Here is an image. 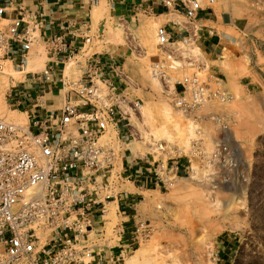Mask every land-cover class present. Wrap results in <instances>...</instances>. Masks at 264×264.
I'll return each instance as SVG.
<instances>
[{
  "label": "rangeland",
  "instance_id": "rangeland-1",
  "mask_svg": "<svg viewBox=\"0 0 264 264\" xmlns=\"http://www.w3.org/2000/svg\"><path fill=\"white\" fill-rule=\"evenodd\" d=\"M211 6L219 17L227 12L238 26L225 30L229 36L222 39L214 56L198 44L195 45L202 54L201 60L190 56L189 45L178 43L162 48L157 33L164 24L156 15L142 11L121 15L110 0H101L92 11V43L79 48L60 66L65 69L67 81H71L81 77L94 55L116 61L127 76L121 104L133 107L139 103L134 109L136 115L125 113L127 118L123 122L127 158L163 164L178 160L184 165L190 160L189 173L180 169L171 187H148L143 191L125 181L106 191L117 196L110 199L115 202L109 203L105 217L109 234L127 219L117 209L121 191L142 193L135 196L133 214L137 215L131 224L136 226L130 230L135 232V240L124 264L139 249L147 256L141 257L138 264H264V0H214ZM7 24L0 18L1 26ZM40 57L43 64L32 71L35 74L43 71L49 60L48 46L38 35L25 69L4 62L0 69V114L15 118L19 113H27V107L16 104L17 91L32 85L27 66ZM156 63L164 65L162 79L153 72ZM9 67L26 78L12 80L5 86ZM194 73L208 79L213 87L222 84L231 95L228 103L210 101L195 113L181 111L174 103V85ZM60 85L62 94L69 89ZM217 114L234 116L226 141L229 160L224 164L219 160L208 163L216 151L215 138L219 135L220 127L212 118ZM191 128L195 131L193 137ZM116 135L111 130L104 139L114 143L118 141ZM157 135L162 137L156 140ZM167 136L172 137L169 140ZM196 141L200 155L195 153ZM206 180L220 183L224 189L204 193L202 197L206 196L208 201H203L195 193ZM232 194L238 199L227 214L221 208ZM218 200L222 205L219 209L215 207Z\"/></svg>",
  "mask_w": 264,
  "mask_h": 264
},
{
  "label": "built area",
  "instance_id": "built-area-1",
  "mask_svg": "<svg viewBox=\"0 0 264 264\" xmlns=\"http://www.w3.org/2000/svg\"><path fill=\"white\" fill-rule=\"evenodd\" d=\"M100 1L87 0L81 7L80 30L92 29L91 11ZM24 2L0 0V18L10 19L7 25H0V69L6 61L25 69L38 35L48 46L49 60L40 73H28L32 85L18 91L29 99V123L0 118V264H124L133 251L135 232L127 238L129 219L118 205L120 215L127 219L108 233L105 217L109 203L115 202L110 199L117 196L106 191L125 181L171 187L180 169L189 173L190 160L184 165L178 160L163 164L135 158L133 168L126 167L127 136L120 129L127 118L121 107L127 76L122 66L94 55L78 80L67 81L60 66L79 48L91 44L93 36L85 35L80 47L73 45L68 36H81L70 30L52 33L47 21L52 14L45 13L43 4L32 9ZM153 2L183 10L190 22L203 10L199 0ZM207 2L212 7L214 0ZM193 34L182 37L165 25L158 29V44L162 48L178 43L187 46L197 36ZM163 68L162 63L153 65L160 79L165 77ZM60 84L69 87L63 103L57 110H47L49 100L38 96L63 90ZM217 84L220 86L213 87L196 73L185 76L174 85V103L189 114L210 101L228 103L230 92ZM138 106L130 105L132 109ZM212 118L220 128L216 151L208 163L219 160L224 164L229 160L226 141L234 116ZM111 130L117 133V142L105 141ZM198 143L195 153L200 155ZM127 195L128 191H121L120 198Z\"/></svg>",
  "mask_w": 264,
  "mask_h": 264
},
{
  "label": "crops",
  "instance_id": "crops-1",
  "mask_svg": "<svg viewBox=\"0 0 264 264\" xmlns=\"http://www.w3.org/2000/svg\"><path fill=\"white\" fill-rule=\"evenodd\" d=\"M86 1L87 0H25L24 5H27L32 9H36L40 4H43L45 13L47 15L52 14V17L47 19V21H50L52 24V33L62 34L67 30H70L76 35L81 36V38H74L69 35L67 40L69 42L72 41L73 45L80 47L83 42L82 38L92 32V29L87 32L83 29H79L81 22V7L85 6ZM183 1L186 2L187 0ZM201 1L203 10L199 12L195 21L190 22L187 20L183 10H175L173 8L168 9L163 5L155 4L153 0H110L113 9H115V11H119L121 15H129L130 13L137 11L148 12L156 15L157 18L164 24L163 26H168L173 33L181 35L182 37L188 35L193 36V33L195 32L197 35L196 37H193L195 44H198L199 47L209 56H214L220 48L222 39L229 36L225 30L230 27L237 28L238 26L231 15L227 16V12L222 13L219 17L217 10L214 7L208 6L207 0ZM4 19L10 20L9 16ZM103 59L107 61L106 57H103ZM110 60H113H108L112 63ZM113 63H116V61ZM21 92H18L19 97L16 99V104L18 107L25 108L30 102L25 95L21 94ZM61 92L62 90H60V88L53 89L51 91H47L45 95H39L38 99H41L40 96H42L43 99L48 97L49 99L47 100L52 102L50 104H48L49 102L47 103V110H57L61 107L64 100ZM120 130L124 133V126L121 127ZM133 161L134 159H128L124 164L126 167L131 169L133 168ZM131 184L136 190L143 191L148 189V187H155L145 184ZM141 195L142 193L140 192L135 193L128 191V195L126 197H122L118 200V205L125 209L129 219V222L127 223V236L132 232L130 230L136 226V223L131 224V220H136L137 215L133 214V211H136V204L134 203L135 196Z\"/></svg>",
  "mask_w": 264,
  "mask_h": 264
},
{
  "label": "bare ground",
  "instance_id": "bare-ground-1",
  "mask_svg": "<svg viewBox=\"0 0 264 264\" xmlns=\"http://www.w3.org/2000/svg\"><path fill=\"white\" fill-rule=\"evenodd\" d=\"M188 47L192 51V53H191L192 55H190L192 58H199L200 60L202 59V57H201L202 54H201V52L199 51V48L195 45L194 42H192ZM186 53L188 55L189 50H187ZM42 62H43V57L36 58L34 61H31V62L29 61V65L27 66V68L29 70H27V71L28 72L35 71V69H37V68L42 66V64H43ZM15 73L16 72L14 70H12L10 67L6 68V76L4 78L5 86L9 85L12 82V80L23 81L26 78V76L23 73H18V74H15ZM17 75H20V77H18ZM121 107H122V111L124 112V114L127 113V114H130V115H136V112L130 106L121 104ZM167 111L169 112V111H171V109L167 108ZM143 114H144L145 117H147V112L145 110L143 111ZM0 118H5L6 120L7 119H11L13 123H19V124H24V125L29 123L27 113H19V115L17 117H15V118H11L6 113H1L0 114ZM192 127L194 128V126H192ZM191 130H192V132H191L190 136L192 135V137H193V135H195V133H194L195 131L192 128H191ZM191 130L189 129V131H191ZM160 136L162 137V135H160ZM160 136L157 135L156 136L157 137L156 140L160 139L161 138ZM171 137L172 136H167V138L169 140H170ZM169 149L170 148L168 147L167 150H169ZM131 150L134 153L135 148L132 147ZM169 152L171 153V150H169ZM200 186H203V187L198 189L196 191V193H195L197 196H199V198L200 197L203 198L202 196H203L204 193L208 194V193H211V191H213V190H215L214 193L215 192L218 193L220 191V189L221 190L224 189V188H222V185H220V183H218V185H215V183L214 184L212 182L209 183L208 180H206L205 183L204 184L202 183V185H200ZM203 190L204 191L206 190V191H209V192H203ZM204 198H206V196H204ZM204 198H203V201H205ZM237 199H238V197L235 194H232L230 200L229 201H225V203L222 204L224 208H221L222 205H220V201L219 200L215 204V207L217 209H219V208L224 209L225 213L228 214L232 210L233 204H234L235 201H237ZM207 201H208V199H207ZM209 201H210V199H209ZM211 203H212V200H211ZM1 251H2V249H0V252ZM145 255L146 254H145L144 250L143 249H139V250H137V252L132 257H130L127 260L126 264H138L140 262V260H141V257H143Z\"/></svg>",
  "mask_w": 264,
  "mask_h": 264
}]
</instances>
